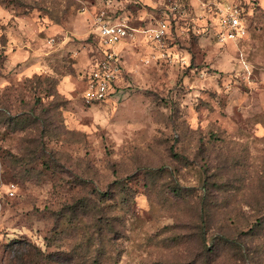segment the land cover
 <instances>
[{
  "label": "rangeland",
  "instance_id": "obj_1",
  "mask_svg": "<svg viewBox=\"0 0 264 264\" xmlns=\"http://www.w3.org/2000/svg\"><path fill=\"white\" fill-rule=\"evenodd\" d=\"M229 6L246 32L222 40ZM100 20L131 33L87 102ZM18 237L73 264H264V0H0V264Z\"/></svg>",
  "mask_w": 264,
  "mask_h": 264
},
{
  "label": "built area",
  "instance_id": "obj_2",
  "mask_svg": "<svg viewBox=\"0 0 264 264\" xmlns=\"http://www.w3.org/2000/svg\"><path fill=\"white\" fill-rule=\"evenodd\" d=\"M221 24L219 35L222 40L240 37L246 32L239 9L233 6L224 10ZM98 33L104 46V55L94 60L92 68L85 75L84 98L87 102L104 101L115 90L116 79L121 74L120 56L115 45L131 32L125 22L100 20ZM162 33L164 27L158 29L157 35Z\"/></svg>",
  "mask_w": 264,
  "mask_h": 264
},
{
  "label": "trees",
  "instance_id": "obj_3",
  "mask_svg": "<svg viewBox=\"0 0 264 264\" xmlns=\"http://www.w3.org/2000/svg\"><path fill=\"white\" fill-rule=\"evenodd\" d=\"M13 249L9 264H73L75 253L73 250H58L46 252L32 241L24 238H14L10 243ZM64 255V258L62 256ZM80 255V254H79ZM60 257V258H59Z\"/></svg>",
  "mask_w": 264,
  "mask_h": 264
}]
</instances>
